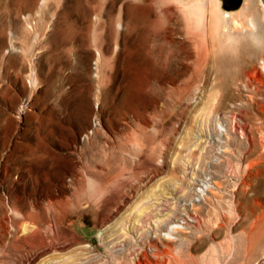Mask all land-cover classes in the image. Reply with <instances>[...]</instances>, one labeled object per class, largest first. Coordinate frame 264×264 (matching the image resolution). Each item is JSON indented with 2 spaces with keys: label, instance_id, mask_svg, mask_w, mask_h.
<instances>
[{
  "label": "rangeland",
  "instance_id": "374dc122",
  "mask_svg": "<svg viewBox=\"0 0 264 264\" xmlns=\"http://www.w3.org/2000/svg\"><path fill=\"white\" fill-rule=\"evenodd\" d=\"M253 5L203 48L173 0H0V264H264Z\"/></svg>",
  "mask_w": 264,
  "mask_h": 264
},
{
  "label": "bare ground",
  "instance_id": "6f19581e",
  "mask_svg": "<svg viewBox=\"0 0 264 264\" xmlns=\"http://www.w3.org/2000/svg\"><path fill=\"white\" fill-rule=\"evenodd\" d=\"M173 1L177 3V5L179 6L180 10L183 11V14L187 18V22H188L187 23V31L189 32L193 28L197 29V32L199 34L198 42L200 43L199 44L200 46H203V48L206 47L207 44H208L207 40H208L209 35H211L214 31L216 33H217V31L219 32V29L224 31V34L226 35V37L229 40L233 39V36L236 33V32L234 33L232 31L231 27H230L231 26V18H232V13H233L232 10L233 9L224 8L221 5V0H173ZM167 2H165V3H167ZM241 3L244 4L248 9L249 8H253V9L256 8L255 5H253V3L255 4V0H242ZM168 16H169V14H168ZM262 16H264V6L262 8ZM249 17H250L249 18V24H250L251 29L249 31H247L246 33L250 34L251 36H253V37H255L257 39V37L259 36L258 31H260L259 29H257V27L259 28V26H257L258 23H257V21H256V19L254 17V14L250 15ZM260 35H262V34H260ZM195 37H194V34H193V38H195ZM209 40H211V39H209ZM160 46H162V45H160ZM150 61H151V66L153 68H158L160 66L163 67V65L161 63H159L157 61V59L156 60H151L150 59ZM263 66H264V62H263ZM195 69H197V68H195ZM209 185L210 184L207 183V182L203 183L202 187L199 189L200 192L202 194H204L205 191L208 189ZM178 226H180L179 223L172 224L168 228V231H167L168 236H172L171 232L172 231L175 232V227H178ZM246 234H247L246 235V239H247V243H248L249 247L258 244L260 239H261V237L264 235V223H261V224H258V225H249V226H247L246 227Z\"/></svg>",
  "mask_w": 264,
  "mask_h": 264
},
{
  "label": "water",
  "instance_id": "95a60500",
  "mask_svg": "<svg viewBox=\"0 0 264 264\" xmlns=\"http://www.w3.org/2000/svg\"><path fill=\"white\" fill-rule=\"evenodd\" d=\"M242 0H221V5L227 9L237 8L241 4Z\"/></svg>",
  "mask_w": 264,
  "mask_h": 264
}]
</instances>
